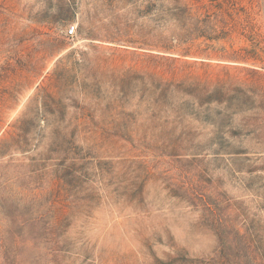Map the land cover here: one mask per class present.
I'll use <instances>...</instances> for the list:
<instances>
[{
  "label": "rangeland",
  "instance_id": "374dc122",
  "mask_svg": "<svg viewBox=\"0 0 264 264\" xmlns=\"http://www.w3.org/2000/svg\"><path fill=\"white\" fill-rule=\"evenodd\" d=\"M231 1L211 43L207 0H0V264H264V0Z\"/></svg>",
  "mask_w": 264,
  "mask_h": 264
},
{
  "label": "trees",
  "instance_id": "16d2710c",
  "mask_svg": "<svg viewBox=\"0 0 264 264\" xmlns=\"http://www.w3.org/2000/svg\"><path fill=\"white\" fill-rule=\"evenodd\" d=\"M177 4H179V1H176ZM185 11H186V6ZM205 12L207 13V19L205 21V24H200L197 20H195L192 16L189 17L190 21H194V23H191L189 27L185 28L188 35H194V37H204L207 41L213 43L220 41L221 39H226L229 36V23H227L223 15L226 14L227 17L232 16L235 13L234 4L231 0H207V3L202 6ZM177 10L178 8L175 7ZM184 11V12H185ZM222 25V26H219ZM181 25L176 27V30L178 31L173 36L174 39H179V37H182V35H186L185 30L183 29ZM244 31L247 34L248 41H251L250 48L247 49H241L244 52V57L239 56L241 59H248L254 58L258 55V53L264 54V46H261L262 41L254 40L253 29L251 26H248V28H244ZM179 44L184 43L182 40L178 41ZM211 47V45H209ZM168 47V46H165ZM174 45L171 44L169 48L172 49ZM224 49V48H221ZM223 54L222 57L229 58V54H226L225 50H222ZM236 53V52H235ZM255 59H258L257 57Z\"/></svg>",
  "mask_w": 264,
  "mask_h": 264
},
{
  "label": "built area",
  "instance_id": "2783aa9c",
  "mask_svg": "<svg viewBox=\"0 0 264 264\" xmlns=\"http://www.w3.org/2000/svg\"><path fill=\"white\" fill-rule=\"evenodd\" d=\"M67 33H68V35H73L75 33L74 27H72L71 29H69Z\"/></svg>",
  "mask_w": 264,
  "mask_h": 264
}]
</instances>
